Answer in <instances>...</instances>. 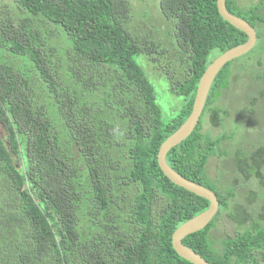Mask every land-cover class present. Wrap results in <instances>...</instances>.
Segmentation results:
<instances>
[{
	"label": "trees",
	"instance_id": "obj_1",
	"mask_svg": "<svg viewBox=\"0 0 264 264\" xmlns=\"http://www.w3.org/2000/svg\"><path fill=\"white\" fill-rule=\"evenodd\" d=\"M157 5L165 29L133 23L129 0H0V264H192L175 252L171 234L208 201L172 183L157 153L190 113L210 52L218 56L247 37L219 15L216 0ZM263 6L225 1L254 28L264 25ZM138 55L160 66L170 92L182 97L176 114L162 118ZM230 63L166 162L219 203L182 243L211 264H264L258 221L223 240L220 253L209 234L233 188L222 193L205 174L226 136L202 133L201 118L208 110L217 126L226 115L214 103L228 86ZM256 78L264 98V71ZM233 162L264 188V140L236 150ZM231 217L240 225L252 219L239 203Z\"/></svg>",
	"mask_w": 264,
	"mask_h": 264
},
{
	"label": "rangeland",
	"instance_id": "obj_2",
	"mask_svg": "<svg viewBox=\"0 0 264 264\" xmlns=\"http://www.w3.org/2000/svg\"><path fill=\"white\" fill-rule=\"evenodd\" d=\"M259 0H235L239 9H245ZM133 23L142 27L159 26L165 29L159 13L157 0H129ZM264 15V6L259 11ZM260 33L254 47L246 54L233 59L230 63L228 86L222 89L214 105L226 111L217 126L209 122V111L206 110L201 118V132L210 137H226L221 140L214 154L206 163L205 174L214 181L222 193L227 187L233 188V196L229 199L227 208L223 209L214 221L209 231L213 247L217 253L222 251L223 240L235 237L246 229L252 228V221L264 228V188L254 177L243 178L234 168L236 150L247 152L264 140V98L259 92L263 91L256 78L264 71V25L257 23L255 27ZM255 29V30H256ZM212 50L209 59L216 56ZM138 63L143 67L146 76L154 85L157 103L161 106L162 118L176 114L182 104V97L172 94L169 83L163 77L160 66L150 62L147 56L138 55ZM251 111V112H250ZM236 203L244 205L252 219L242 225L235 222L231 215Z\"/></svg>",
	"mask_w": 264,
	"mask_h": 264
},
{
	"label": "water",
	"instance_id": "obj_3",
	"mask_svg": "<svg viewBox=\"0 0 264 264\" xmlns=\"http://www.w3.org/2000/svg\"><path fill=\"white\" fill-rule=\"evenodd\" d=\"M225 1L216 0L219 15L233 27L242 31L247 38L243 43L220 53L207 65L199 78L190 113L179 127L163 140L157 153L158 166L172 183L208 201V206L205 210L181 223L171 234V244L175 252L192 264L211 263L184 245L182 239L188 234L204 228L218 211L219 203L213 190L185 178L172 169L166 162V154L172 147L187 138L196 127L205 106L211 84L222 67L233 59L248 53L256 43L257 34L255 28L247 20L230 13L225 7Z\"/></svg>",
	"mask_w": 264,
	"mask_h": 264
}]
</instances>
